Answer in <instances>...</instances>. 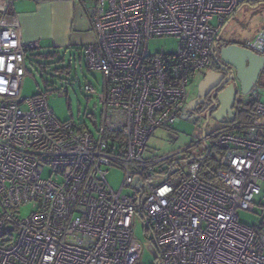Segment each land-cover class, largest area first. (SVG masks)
Masks as SVG:
<instances>
[{"label":"built area","instance_id":"1","mask_svg":"<svg viewBox=\"0 0 264 264\" xmlns=\"http://www.w3.org/2000/svg\"><path fill=\"white\" fill-rule=\"evenodd\" d=\"M13 1L0 0V264H136V213L153 241L152 264H264V216L238 220L239 210L264 208L256 83L250 123L202 136L217 183L200 176L201 161L182 172L173 154L144 157L153 130L173 129L185 114L192 76L220 60L216 42L244 0H79L94 33L86 67L103 75L101 90L84 86L100 107L94 132L56 119L48 93L18 99L26 51L38 44L5 23ZM160 36L177 38L176 50L149 52ZM256 40L259 50L255 41L243 47L264 57V38ZM110 167L124 171L117 191Z\"/></svg>","mask_w":264,"mask_h":264},{"label":"rangeland","instance_id":"2","mask_svg":"<svg viewBox=\"0 0 264 264\" xmlns=\"http://www.w3.org/2000/svg\"><path fill=\"white\" fill-rule=\"evenodd\" d=\"M87 8L89 5L87 3ZM264 30V5L250 7L242 4L235 14L223 27L220 42L223 44H237L244 46L247 41H255L259 33ZM178 40L173 36H160L151 39L148 43V50L155 53L161 50L174 52ZM41 53L52 52L50 48L38 50ZM219 56V51L217 52ZM44 69H39L25 62L28 72L23 76L18 99L30 97L40 93H48L47 104L53 116L60 120H73L76 123H83L94 132L91 115L97 120L100 117V107L97 98L86 91L84 86L91 84L96 90H101L103 83L102 72L88 70L83 49L64 48L58 49L53 57L40 60ZM56 68H63L59 73ZM202 75L197 73L192 76L186 87L187 100L194 98L198 91L199 79ZM48 83V87H45ZM258 99L264 100V69L261 70L257 79ZM236 87L238 88L237 84ZM61 93V94H60ZM239 102L245 106L253 99L247 94L242 95L238 91ZM218 124L213 120L208 122L203 116H198L191 110L183 114L179 121L173 125V129L158 127L149 136L144 157H158L172 155V158L179 161V168L186 172L189 162L201 161L206 152V144L202 142V136L209 135ZM209 145L213 142L209 138ZM49 168H45L43 176H47ZM124 171L120 168L110 167L106 173V181L110 187L117 191L123 180ZM127 188L124 192H128ZM31 205L22 207L19 210L21 216L27 215ZM264 208L255 207L253 211L239 210L238 220L245 225H254L262 221ZM145 221L139 213L133 218L132 230L134 238L141 244V253L136 264H152L154 262L153 252L149 249L148 240L145 237Z\"/></svg>","mask_w":264,"mask_h":264},{"label":"crops","instance_id":"3","mask_svg":"<svg viewBox=\"0 0 264 264\" xmlns=\"http://www.w3.org/2000/svg\"><path fill=\"white\" fill-rule=\"evenodd\" d=\"M4 21L22 41H36L37 50L83 49L94 39L91 18L79 0H14Z\"/></svg>","mask_w":264,"mask_h":264},{"label":"water","instance_id":"4","mask_svg":"<svg viewBox=\"0 0 264 264\" xmlns=\"http://www.w3.org/2000/svg\"><path fill=\"white\" fill-rule=\"evenodd\" d=\"M258 38H264L263 32L259 33ZM254 46L259 50L260 47L257 40H255ZM219 59L222 63L228 64L234 69L238 88H236V84L233 82L228 83L224 87L229 76L221 82L222 76L220 74L206 72L204 77L199 81L198 91L201 88L211 90L218 85V89L220 88V91L217 93L218 108L212 114V118L215 121L224 122L225 120L231 121L233 119L235 113L233 106L237 92L240 91L242 95H247L252 85L257 82L259 73L264 69V57L257 51L231 43L220 48ZM213 79H216L215 83L211 82ZM136 204H138V200ZM149 249L152 250V247L149 246Z\"/></svg>","mask_w":264,"mask_h":264},{"label":"flooded vegetation","instance_id":"5","mask_svg":"<svg viewBox=\"0 0 264 264\" xmlns=\"http://www.w3.org/2000/svg\"><path fill=\"white\" fill-rule=\"evenodd\" d=\"M244 4H248L250 7H256L259 4L264 5V0H245ZM261 32H263V34H264V30H262ZM219 40H220V38L217 40L216 45H215V49L217 52L220 50L221 47L229 44V43L223 44ZM206 72H214V73L220 74L222 76L221 82L224 80V78L229 76V79L224 84V87L230 82H233L234 84H236L234 69L231 66H229L228 64L222 63L220 60L213 62L208 67L204 68L203 70H200L197 73V76L202 75L201 78L199 79V81L204 77ZM211 82L215 83L216 79H213ZM219 91H220V88L218 89V85L216 87H213L211 90H208V88H201L200 91H197V94L194 98H192L190 101L187 100L186 112L188 110L189 111L191 110L193 113L197 114L198 116L199 115L203 116L207 122L209 120L213 119L212 114L218 108L217 93ZM238 95H239V93L237 92L235 104L233 106V109L235 110V113L233 115V119L236 115V101L239 98ZM231 121H229V120H225L224 122L215 121L218 125L214 128V130H218L223 126H227Z\"/></svg>","mask_w":264,"mask_h":264},{"label":"trees","instance_id":"6","mask_svg":"<svg viewBox=\"0 0 264 264\" xmlns=\"http://www.w3.org/2000/svg\"><path fill=\"white\" fill-rule=\"evenodd\" d=\"M244 2H245V0L242 2V4H244ZM219 38H220V36L218 37V39ZM52 50H53L52 52L41 53L37 50V48L29 49L26 51V57H25L26 61H28L31 65L36 66L39 69H44V66L42 65L40 60L53 57L56 54L57 50L56 49H52ZM25 70L27 73L28 69H27L26 65H25ZM62 70H63V68H56L55 72L59 73ZM48 86H49L48 83H46L45 87H48ZM255 103H256V101L252 100V101L248 102V104H246L245 106H241V104L239 102V98H238L236 101V115H235L234 119L227 126H223L221 128H226V127L230 128V127L240 126V125L250 123L254 118ZM210 151H208L206 153V156L203 155L204 157L202 160L201 169L199 171V174L203 179H205L209 182H212V183H217L218 180H217L216 175H215L216 166L212 165V163L208 157ZM204 168H207V171H204ZM145 237L148 240L149 246L152 247L153 241H152V239H148L147 234H146V230H145Z\"/></svg>","mask_w":264,"mask_h":264}]
</instances>
